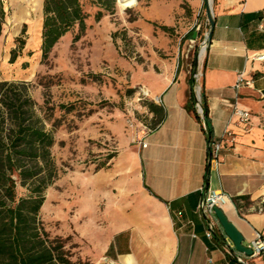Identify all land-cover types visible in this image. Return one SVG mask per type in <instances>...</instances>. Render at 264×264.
Returning a JSON list of instances; mask_svg holds the SVG:
<instances>
[{"label": "crops", "instance_id": "0c3cea01", "mask_svg": "<svg viewBox=\"0 0 264 264\" xmlns=\"http://www.w3.org/2000/svg\"><path fill=\"white\" fill-rule=\"evenodd\" d=\"M44 2L2 0L5 19L21 26L14 37L27 26V37L42 44ZM191 3L199 13L204 0ZM212 7L215 29L195 88L208 106L211 135L194 112V60L162 59L141 70L137 82L163 117L143 129L140 140L122 136L113 159L93 170L106 226L91 228L108 234L89 237L88 224L71 227L83 238L88 264H208L209 257L216 264H264V255L228 250L217 216L209 237V218L200 208L206 189H221L231 197L223 210L244 244L258 234L264 238V59L258 58L264 54V0H212ZM200 23L199 44L209 31L207 14ZM241 73L247 82L236 87ZM236 108L251 112L249 123ZM211 142L222 147L209 168Z\"/></svg>", "mask_w": 264, "mask_h": 264}, {"label": "rangeland", "instance_id": "374dc122", "mask_svg": "<svg viewBox=\"0 0 264 264\" xmlns=\"http://www.w3.org/2000/svg\"><path fill=\"white\" fill-rule=\"evenodd\" d=\"M81 3L87 14L85 29L76 23L48 58L42 44L27 37V26L14 37L21 26L4 17L0 81L17 83L23 98H33L37 118L55 138L50 163L41 160L38 177L25 184L18 180V195L30 194L35 181L46 177L42 224L51 238L65 240L74 260L84 261L83 238L71 227L88 224L89 237L108 234L97 229V224L106 225L93 170L113 159L122 136L140 140L143 129L155 126L160 113L137 82L141 70L162 59L175 58L180 64L188 58L196 64L199 37L193 42L190 34L206 16V0L199 13L193 12L191 0H116L110 10L97 0ZM2 123L0 114V127ZM4 123L9 128V121Z\"/></svg>", "mask_w": 264, "mask_h": 264}, {"label": "trees", "instance_id": "16d2710c", "mask_svg": "<svg viewBox=\"0 0 264 264\" xmlns=\"http://www.w3.org/2000/svg\"><path fill=\"white\" fill-rule=\"evenodd\" d=\"M97 3L110 10L115 7L116 0H97ZM102 15V10H99L97 16L100 18ZM4 17L5 11L0 0L1 22ZM86 17L81 0H45L43 57L48 58L55 44L76 23L84 30ZM195 30L196 27L191 31V37ZM20 42L22 48L25 42L23 39ZM15 57L16 52L13 59ZM191 84L194 112L201 119L196 106L193 74ZM23 96L17 83L0 81V114L3 121L0 127V264H88L81 259L74 260L72 253L66 248L65 240L60 237L51 238L42 224L40 211L45 202L43 191L47 185L46 177L35 181L36 185L30 190V194L18 195V180L25 184L40 175L42 170L37 165L41 160L47 165L50 163L51 148L55 142L52 132L46 130L37 118L33 98ZM202 104L211 135L208 106L206 102ZM159 113L154 127L162 120L163 110L159 109ZM6 120L9 121V128L4 127ZM29 162H35L34 168L27 166Z\"/></svg>", "mask_w": 264, "mask_h": 264}, {"label": "built area", "instance_id": "2783aa9c", "mask_svg": "<svg viewBox=\"0 0 264 264\" xmlns=\"http://www.w3.org/2000/svg\"><path fill=\"white\" fill-rule=\"evenodd\" d=\"M199 25H196V29ZM205 49L206 51V47H202V49ZM200 50V53H201ZM258 58L260 59H264V54H261L258 56ZM244 82H247V80L245 79V77L243 76V74H239L238 77V82L236 84V87H240ZM197 98L199 100H201L200 97V93L197 92ZM197 108L198 111L200 112V114H202L203 110L201 108L200 103H197ZM236 112L238 113V115L240 116L241 120L249 123L250 119H251V112L249 110H245V109H240V108H236ZM143 147H145L147 144L145 141L142 142ZM211 146V150H212V154H211V161L218 159L219 158V152L221 150V143L219 142H211L210 143ZM231 200V197L229 196V194H227L226 192H224L221 189H208L207 191H205L204 196L202 198L201 204H200V208L203 211V213L209 218V227H208V231H207V235L209 237H213V235L216 233V221L213 219L216 217V213H215V209L216 208H221L223 209L224 206L226 204L229 203V201ZM264 209V200H262L261 206H260V210ZM227 238V243L229 244L227 246L228 250L231 251V248L234 247L232 241L229 239V237ZM250 248H252L253 250V254L252 256H258V255H264V238L262 237L261 234H258L257 237L252 240V242L249 245ZM241 261H243L242 258H239ZM208 264H216L215 261L209 257L208 258Z\"/></svg>", "mask_w": 264, "mask_h": 264}, {"label": "water", "instance_id": "95a60500", "mask_svg": "<svg viewBox=\"0 0 264 264\" xmlns=\"http://www.w3.org/2000/svg\"><path fill=\"white\" fill-rule=\"evenodd\" d=\"M206 14H207V17H208V21H209L210 27H209V31L205 34L204 39H203V41L200 44V50H201L202 47H206V49H207L209 43L212 40L213 32H214V29H215V23L216 22H215V18H214V14H213L212 0H206ZM200 32H201V25H199L197 27V29L195 30V32L193 34V38H192L193 42L196 41V39L199 37ZM199 59H200V52H199L198 57L196 59L197 61H196V65H195V69H194V73H193L194 81H195V84H196L195 88H197ZM197 101L200 103L201 108L203 110L201 115L204 118V120L206 121V116L204 114L203 104H202L201 100H199L198 98H197ZM211 154H212V150H211V147H210L209 168H210V165H211V160H210L211 159ZM207 190L208 189H206V191ZM215 213H216V216L218 217L219 222H220L221 226L223 227V229L225 231V234H226V236L224 238L225 245L226 246L229 245L227 243V238H226V237H229V239L232 241V243L234 245V247L231 248L232 252H234V250H236V251L244 253V254H246L248 256H252V254H253L252 248H250L249 246L244 244L245 238H244L243 234L238 229V227L232 221L229 220V218L226 216L224 210L221 209V208H216L215 209Z\"/></svg>", "mask_w": 264, "mask_h": 264}, {"label": "bare ground", "instance_id": "6f19581e", "mask_svg": "<svg viewBox=\"0 0 264 264\" xmlns=\"http://www.w3.org/2000/svg\"><path fill=\"white\" fill-rule=\"evenodd\" d=\"M204 54H205V49L203 48V49L201 50L200 57L202 58Z\"/></svg>", "mask_w": 264, "mask_h": 264}]
</instances>
